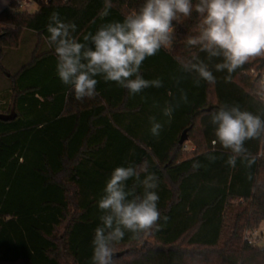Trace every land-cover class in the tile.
I'll return each instance as SVG.
<instances>
[{"label": "trees", "instance_id": "16d2710c", "mask_svg": "<svg viewBox=\"0 0 264 264\" xmlns=\"http://www.w3.org/2000/svg\"><path fill=\"white\" fill-rule=\"evenodd\" d=\"M8 1L0 11V69L3 49H18L26 32L38 42L30 62L6 76L9 100L0 101V264H91L105 182L116 167L144 161L159 178L158 209L168 220L161 219L159 231L147 237L126 232L115 245V253H122L116 264H264V248L243 243L244 230L264 221V143L246 142L256 161L248 167L238 160L233 168L226 163L227 150L217 144L213 151V126L205 115L223 103L255 112L251 72L264 64L246 65L229 82L225 71L214 72V85H194L176 60L188 55L184 36L196 23L194 14L176 25L170 51L162 48L143 62V77L160 78L162 87L132 96L96 77L98 95L77 101L56 74V56L46 40L50 16L58 12L74 22V35L82 41L103 24L122 21L144 0H111L106 17L100 16L105 0H51L32 13ZM181 89L189 103L164 123L161 109L165 101L178 100ZM153 115L164 123L159 137L150 133ZM186 130L196 145L189 157L179 143ZM196 161L200 167L193 169Z\"/></svg>", "mask_w": 264, "mask_h": 264}, {"label": "clouds", "instance_id": "9594fccd", "mask_svg": "<svg viewBox=\"0 0 264 264\" xmlns=\"http://www.w3.org/2000/svg\"><path fill=\"white\" fill-rule=\"evenodd\" d=\"M111 7V0H105L100 16H108ZM194 14L196 23L184 36L188 55L176 57L181 72L193 76L194 85L199 86L201 81L214 85V72L225 71L224 79L229 82L232 74L246 65L264 64V0H144L122 21L101 25L94 34H85L82 41L74 35L77 25L53 12L46 40L56 56V74L77 101L98 95L96 77L115 82L132 96L150 87L160 88V78L145 79L141 74L143 62L162 48L170 51L177 38L176 25ZM250 95L258 104L255 112L239 103H223L205 113L213 126V151L217 144L227 150L226 163L233 168L238 160L248 167L255 163L246 142L264 143V69L254 73ZM181 103H189L183 89L178 100L165 101L161 114L168 120L164 123L171 122ZM164 123L155 115L149 116L153 137H159ZM208 159L215 161L216 156L209 154ZM199 167L198 161L193 163V169ZM129 180L133 181L131 187ZM158 187L159 178L149 172L147 161L128 163L112 171L97 202L102 214L91 241V264H116L115 245L126 232L139 239L159 231V221L166 222L168 217L158 209Z\"/></svg>", "mask_w": 264, "mask_h": 264}, {"label": "rangeland", "instance_id": "374dc122", "mask_svg": "<svg viewBox=\"0 0 264 264\" xmlns=\"http://www.w3.org/2000/svg\"><path fill=\"white\" fill-rule=\"evenodd\" d=\"M2 3V2H1ZM36 5H28L22 10H28L30 13L34 12ZM38 39L33 34L26 32L21 40L18 49H3L2 51V70L0 69V101L8 102L9 100V86L10 83L7 81L6 76L14 74L23 65L27 64L31 60L32 53L36 49ZM41 45V44H40ZM46 50L45 44H42L39 52H44ZM256 73V72H255ZM254 73L251 72V75ZM3 101V102H2ZM4 104H0L2 107ZM196 150V145L193 141H187L184 143V157H189L192 155L193 151ZM60 234L63 233L61 229Z\"/></svg>", "mask_w": 264, "mask_h": 264}, {"label": "built area", "instance_id": "2783aa9c", "mask_svg": "<svg viewBox=\"0 0 264 264\" xmlns=\"http://www.w3.org/2000/svg\"><path fill=\"white\" fill-rule=\"evenodd\" d=\"M50 1L51 0H15L20 8L32 4L37 6L39 3H48ZM260 157L264 158V147L260 153ZM243 243L249 247L264 248V221L256 228L247 227L244 230Z\"/></svg>", "mask_w": 264, "mask_h": 264}, {"label": "water", "instance_id": "95a60500", "mask_svg": "<svg viewBox=\"0 0 264 264\" xmlns=\"http://www.w3.org/2000/svg\"><path fill=\"white\" fill-rule=\"evenodd\" d=\"M1 38V35H0ZM188 141V136H187V130L183 132L181 138H180V145H183L185 142ZM122 255V253H115V258L120 257Z\"/></svg>", "mask_w": 264, "mask_h": 264}, {"label": "crops", "instance_id": "0c3cea01", "mask_svg": "<svg viewBox=\"0 0 264 264\" xmlns=\"http://www.w3.org/2000/svg\"><path fill=\"white\" fill-rule=\"evenodd\" d=\"M2 2V3H1ZM9 5L8 0H0V11ZM36 9V8H35Z\"/></svg>", "mask_w": 264, "mask_h": 264}]
</instances>
